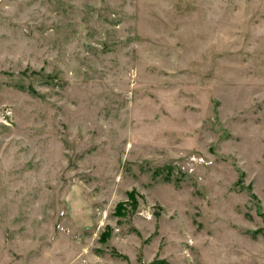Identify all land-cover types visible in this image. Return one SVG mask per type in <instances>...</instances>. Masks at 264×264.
I'll return each mask as SVG.
<instances>
[{
  "label": "rangeland",
  "instance_id": "1",
  "mask_svg": "<svg viewBox=\"0 0 264 264\" xmlns=\"http://www.w3.org/2000/svg\"><path fill=\"white\" fill-rule=\"evenodd\" d=\"M0 264H264V0H0Z\"/></svg>",
  "mask_w": 264,
  "mask_h": 264
}]
</instances>
